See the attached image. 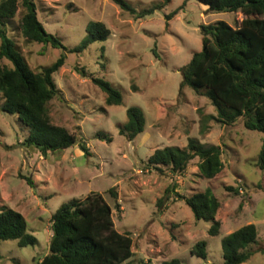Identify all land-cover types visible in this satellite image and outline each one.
Segmentation results:
<instances>
[{
    "label": "rangeland",
    "instance_id": "obj_1",
    "mask_svg": "<svg viewBox=\"0 0 264 264\" xmlns=\"http://www.w3.org/2000/svg\"><path fill=\"white\" fill-rule=\"evenodd\" d=\"M126 1L136 10L154 9L135 18L112 0H34L43 27L65 49L22 37L20 9L6 25L32 69L64 55L63 65L53 73L62 98L49 102L50 119L78 131L89 154L73 145L42 156L22 144L28 128L17 115L0 109V207L20 212L27 231L36 237L33 245L26 246L12 239L0 241V264H35L47 252L52 213L62 202L83 198L90 191L99 192L112 207L114 228L129 233L133 251L129 264H160L173 257L181 264H222L221 238L246 223L256 226L257 245L264 249V169L256 165L261 132L246 129L241 119L233 125L205 120L215 113L207 98L189 87L179 90V67L201 49L199 25L215 20L233 25L243 15L208 11L198 0ZM90 20L103 22L109 35L82 51H70L85 35ZM75 67H82L86 75ZM91 77L109 82L122 102L106 104L105 93ZM2 101L0 96V106ZM131 105L141 109L144 128L129 141L118 128L126 122V108ZM99 132L111 139L99 138ZM188 137L221 145L223 168L216 176L202 177L197 158L177 175L145 165L155 148L183 147ZM22 176L30 177L32 183ZM205 187L222 202L215 215L220 221L216 235L207 233L210 222L195 220L180 197ZM159 199L162 202L157 205ZM198 240L206 242L205 259L190 253ZM241 264H264V252L254 253Z\"/></svg>",
    "mask_w": 264,
    "mask_h": 264
},
{
    "label": "trees",
    "instance_id": "obj_2",
    "mask_svg": "<svg viewBox=\"0 0 264 264\" xmlns=\"http://www.w3.org/2000/svg\"><path fill=\"white\" fill-rule=\"evenodd\" d=\"M121 9L135 18L151 13L154 7L136 10L126 0H112ZM167 3L170 0H163ZM208 11L240 12L243 17L236 24L224 20L199 25L201 49L194 51L189 60L179 67L182 79L179 90L189 87L194 93L207 98L215 113L205 116L221 125H233L241 119L246 129L261 132V144L256 165L264 169V0H198ZM20 9L18 27L27 41L49 44L65 49L60 39L45 30L36 14L34 0H0V96L1 111L17 115L28 128L22 141L24 146L35 148L42 156L61 152L77 145L89 154L86 143L78 131H69L51 122L49 102L62 98L53 73L64 63L59 55L52 63L32 69L15 42L8 35L6 25ZM176 11L169 12L170 17ZM109 29L101 21L90 20L85 26V35L70 51H82L94 41H102ZM153 52L154 48L152 49ZM82 76V67H75ZM91 81L105 93L106 104H120L121 94L100 77ZM200 112V109H198ZM126 122L119 125L118 132L127 140H133L144 128L141 109L131 105L126 108ZM202 126L200 132H204ZM99 138L110 136L97 133ZM222 148L219 144L200 143L188 137L183 147H157L147 157L145 165L158 172L168 170L177 175L184 172L188 163L197 158V170L204 178H213L223 168ZM31 184L28 176H22ZM235 193L237 189L226 186ZM109 193L116 197L110 188ZM190 209L195 220L210 222L209 235L219 233L220 221L215 215L222 202L210 187L190 195L180 196ZM162 201L157 200V205ZM115 207L119 209L118 202ZM51 235L47 252L37 258L35 264H129L132 240L128 232L114 228L112 207L99 192L90 191L83 198L62 202L51 215ZM12 239L18 246L33 245L36 237L27 231L23 215L7 206L0 207V241ZM256 252H264L257 245V229L246 223L221 238L222 264H241ZM190 253L205 259L206 242L196 241ZM160 264H181L177 257L162 260Z\"/></svg>",
    "mask_w": 264,
    "mask_h": 264
}]
</instances>
